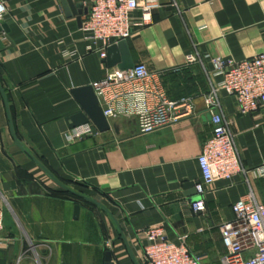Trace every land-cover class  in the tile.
<instances>
[{
  "label": "crops",
  "instance_id": "obj_1",
  "mask_svg": "<svg viewBox=\"0 0 264 264\" xmlns=\"http://www.w3.org/2000/svg\"><path fill=\"white\" fill-rule=\"evenodd\" d=\"M0 24V208L5 227L0 264H143L139 229L164 225L169 239L187 236L202 264H221L220 226L235 217L233 204L251 189L264 202V176L220 179L195 214L198 157L212 135L205 97L212 57L245 59L264 53V0H164L153 22L137 27L113 62L89 49L85 13L65 11L62 0H5ZM88 8L90 0H80ZM197 52L202 61L185 65ZM147 64L163 71L171 99L189 98L194 112L154 132H138L135 119H109L111 129L70 140L67 118L81 105L73 89L93 85L111 66ZM220 111L231 122L242 163L264 165V120L241 115L220 91ZM62 184L98 203L64 189ZM79 206V211H76ZM199 219L200 226L197 223Z\"/></svg>",
  "mask_w": 264,
  "mask_h": 264
},
{
  "label": "built area",
  "instance_id": "obj_2",
  "mask_svg": "<svg viewBox=\"0 0 264 264\" xmlns=\"http://www.w3.org/2000/svg\"><path fill=\"white\" fill-rule=\"evenodd\" d=\"M164 0H90L82 30L89 49L107 57L108 48L130 38L137 27L153 22V13ZM176 1V0H173ZM7 5L0 0V21L5 18ZM202 61L197 52L186 56L185 65ZM213 69L208 72L211 84L205 97L211 115L212 135L203 144L198 157L202 177L195 184L198 198L190 203L195 214L207 210L206 194L210 185L220 179L254 173L264 176V165L247 169L242 163L231 122L224 117L219 100L220 91L232 96L241 115H253L264 120V53L236 60L212 57ZM163 71H152L141 62L123 69L110 67L105 76L92 86L104 115L109 119L133 118L138 132L147 134L171 125L191 115L195 106L187 97L173 100L163 83ZM90 123L74 128L70 140L94 134ZM235 217L220 226L225 254L221 264H264V202L251 189L232 206ZM5 227V213L0 208V244ZM137 237L143 245V264H202L187 244V236L180 243L171 241L164 225L139 229ZM111 250L112 242L106 241Z\"/></svg>",
  "mask_w": 264,
  "mask_h": 264
},
{
  "label": "water",
  "instance_id": "obj_3",
  "mask_svg": "<svg viewBox=\"0 0 264 264\" xmlns=\"http://www.w3.org/2000/svg\"><path fill=\"white\" fill-rule=\"evenodd\" d=\"M79 1L80 0H62V4L64 6L65 11H67V13H69L70 10L74 14L78 13L79 19H80L81 16L83 15V13L87 12V8L84 7L83 3H78ZM3 29L6 32L9 31L8 26L6 24H3V25L0 24V32ZM126 47H127V41L122 40L118 44L111 45L108 48V52H109L108 60H109L110 64H112V62L114 60L113 56L115 55L117 49L118 48L125 49ZM133 66L134 65H132L131 63L125 62L122 65H120L119 67L123 68V69H128V68H131ZM111 67H113V66H111ZM0 91L2 93V96H3L5 104H6V108L8 111V116H9L10 123H11L12 136L14 137L17 144L23 148L22 143L19 141V139L15 133L14 126L12 123V117H11V113H10V106H9L8 97L6 95L5 90L3 89L2 85H1V83H0ZM72 92L75 95V97L78 99V101L80 102L81 111H79V112H77V113H75V114H73L67 118V122H68L70 128L73 129V128H76L78 126H82V125L87 124V123H93L100 132H104V131L111 129L110 122H109L108 118L104 115L103 109L100 105V101H99L92 85H87V86L75 88V89H73ZM34 159L64 189H66V190H68V191H70V192H72V193H74L80 197H83V198H85L91 202L98 203L97 201H95L94 199H92L90 197H86V196H83L77 192L72 191L70 188H68L67 186L62 184L60 181H58L51 174V172L39 160H37L36 158H34ZM99 205H101V204H99ZM79 208H80L79 206H76L77 212L79 211ZM197 223L200 226L199 219H197ZM105 264H114L113 255H112V252L110 250L106 252V263ZM136 264H138V263L136 262Z\"/></svg>",
  "mask_w": 264,
  "mask_h": 264
}]
</instances>
